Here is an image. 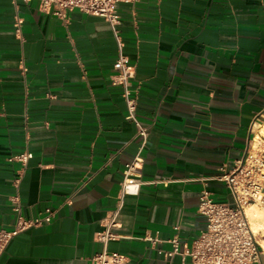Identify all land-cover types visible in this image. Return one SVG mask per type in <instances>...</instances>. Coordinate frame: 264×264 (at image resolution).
Wrapping results in <instances>:
<instances>
[{
    "label": "crops",
    "instance_id": "crops-1",
    "mask_svg": "<svg viewBox=\"0 0 264 264\" xmlns=\"http://www.w3.org/2000/svg\"><path fill=\"white\" fill-rule=\"evenodd\" d=\"M116 12L144 144L112 80L109 22L72 10L64 25L36 1L0 0V229L16 220L14 199L24 217L55 213L14 236L0 264H90L138 153L143 184L125 196L107 248L126 264H190L180 253L205 228L202 179L231 201L220 168L264 151V0H138ZM23 151L32 156L18 175L8 159ZM173 238L178 252L165 258Z\"/></svg>",
    "mask_w": 264,
    "mask_h": 264
},
{
    "label": "built area",
    "instance_id": "built-area-1",
    "mask_svg": "<svg viewBox=\"0 0 264 264\" xmlns=\"http://www.w3.org/2000/svg\"><path fill=\"white\" fill-rule=\"evenodd\" d=\"M30 1H36L41 12L55 16L64 25L69 22L68 15L72 10L102 17L109 22L118 47L113 64L116 74L112 80L114 84L122 87L127 109L125 118L133 122L136 135L142 138V144H144L146 128L137 120L135 115L137 102L130 96V79L134 74V66L128 63V58L123 53V43L116 28L119 24L116 5L121 2L135 3L138 0H11L14 5L17 2ZM20 23L21 19L16 16L14 19L16 32H19ZM31 156L29 151H23L8 160L20 163L21 167L18 170L20 175ZM141 162L142 159L138 153L125 163L115 205L103 219L102 230L97 236L102 244V250L91 257L90 264L127 263L126 256L109 251L107 245L119 237L115 229L125 196L136 195L143 184V181L135 174ZM222 166L220 174L215 178L227 186L231 201L215 200L212 193L205 187L206 180L202 179L203 187L198 197L197 212L205 218V228L188 247H183L180 253L182 257L189 258L190 264H252L258 262L263 254L258 236L249 225L245 207L249 204L257 205L264 213V151H247L242 158L235 160L229 169H225V165ZM18 182L19 176L14 179V184L17 186ZM158 182L154 181L153 184ZM13 210L16 213V220L12 228L0 229V255L14 236L29 228L50 222L55 215L53 210L46 208L38 216L24 217L17 199H14ZM169 242L172 243L173 250L164 252L165 258L178 252V240L173 238Z\"/></svg>",
    "mask_w": 264,
    "mask_h": 264
},
{
    "label": "bare ground",
    "instance_id": "bare-ground-1",
    "mask_svg": "<svg viewBox=\"0 0 264 264\" xmlns=\"http://www.w3.org/2000/svg\"><path fill=\"white\" fill-rule=\"evenodd\" d=\"M261 133L264 135V128H262ZM260 133V132H259ZM245 212L249 221V225L252 231L258 236V241L264 252V213L257 206L249 204L245 207Z\"/></svg>",
    "mask_w": 264,
    "mask_h": 264
},
{
    "label": "rangeland",
    "instance_id": "rangeland-1",
    "mask_svg": "<svg viewBox=\"0 0 264 264\" xmlns=\"http://www.w3.org/2000/svg\"><path fill=\"white\" fill-rule=\"evenodd\" d=\"M264 253V252H263Z\"/></svg>",
    "mask_w": 264,
    "mask_h": 264
}]
</instances>
